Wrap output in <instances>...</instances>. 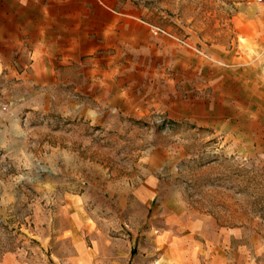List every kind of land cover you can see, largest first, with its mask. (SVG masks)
I'll return each mask as SVG.
<instances>
[{
    "label": "rangeland",
    "instance_id": "374dc122",
    "mask_svg": "<svg viewBox=\"0 0 264 264\" xmlns=\"http://www.w3.org/2000/svg\"><path fill=\"white\" fill-rule=\"evenodd\" d=\"M131 1L149 31L96 80L0 67V264H264V155L181 112L257 0Z\"/></svg>",
    "mask_w": 264,
    "mask_h": 264
},
{
    "label": "crops",
    "instance_id": "0c3cea01",
    "mask_svg": "<svg viewBox=\"0 0 264 264\" xmlns=\"http://www.w3.org/2000/svg\"><path fill=\"white\" fill-rule=\"evenodd\" d=\"M244 22L246 49L184 81L181 112L264 155V17ZM147 25L131 0H0V67L28 89L96 80L102 59L141 43Z\"/></svg>",
    "mask_w": 264,
    "mask_h": 264
},
{
    "label": "built area",
    "instance_id": "2783aa9c",
    "mask_svg": "<svg viewBox=\"0 0 264 264\" xmlns=\"http://www.w3.org/2000/svg\"><path fill=\"white\" fill-rule=\"evenodd\" d=\"M261 13L264 15V0H257Z\"/></svg>",
    "mask_w": 264,
    "mask_h": 264
}]
</instances>
